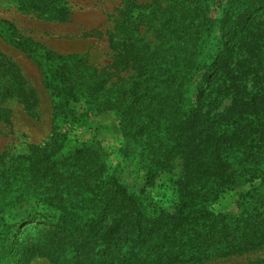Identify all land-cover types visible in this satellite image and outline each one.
<instances>
[{"label":"trees","instance_id":"trees-1","mask_svg":"<svg viewBox=\"0 0 264 264\" xmlns=\"http://www.w3.org/2000/svg\"><path fill=\"white\" fill-rule=\"evenodd\" d=\"M216 1L127 3L116 25L113 45L120 51L112 67H135L136 74L113 86L111 72L83 57L56 55L20 35L12 41L46 68L55 112L75 121L78 105L87 113L113 112L125 140L116 162L98 143L59 157L64 140L58 134L29 157L0 165V217L27 201L25 193L35 198L48 225L33 219L30 235H43L53 264H185L264 246V23H255L264 0H227L214 16ZM53 2L65 11L61 0ZM149 32L152 40L144 37ZM244 47L250 59L240 56ZM216 79H223L219 88H213ZM192 80L197 88L190 95ZM223 91L230 106L215 115L204 111ZM179 156L184 175L174 214L149 202L144 191L132 192L120 176L132 157L151 182ZM229 192L236 211H216ZM18 226L9 225V244Z\"/></svg>","mask_w":264,"mask_h":264},{"label":"rangeland","instance_id":"rangeland-1","mask_svg":"<svg viewBox=\"0 0 264 264\" xmlns=\"http://www.w3.org/2000/svg\"><path fill=\"white\" fill-rule=\"evenodd\" d=\"M154 1L156 0H61L65 11L59 12L60 1L0 0V165L29 157L37 148H43L52 142V137L58 134L64 140L59 157L74 154L84 143H98L110 154V160H122L116 153L125 142L120 131V117L108 111L100 114L87 113L86 108L81 105L77 106L79 121L55 112L57 99L47 87L46 68L37 57L26 54L13 42L20 35L56 55L83 57L89 65L111 72L113 86L136 74L135 67L120 71L112 67L115 56L120 51L113 44L119 40L116 25L121 19V13L129 2L150 5ZM226 1L211 3L214 16L220 15ZM260 22L264 23V12L255 20V23ZM146 30V27H142V34ZM144 37L152 40L151 32ZM244 43L245 41L242 42ZM203 46L204 52L207 51L208 42ZM250 53L244 47L240 56L245 60L250 59ZM217 79L213 88H219L223 84V79ZM195 81L189 83L190 95L196 93ZM254 85L255 81L249 79V89ZM224 92L209 104L205 103L204 111L215 115L228 108L232 98ZM82 115H85L83 119ZM123 167L124 171L120 176L132 192L144 191L146 199L153 205L170 214L176 213L178 182L184 175V159L181 156L175 158L170 168L159 173L151 182H147L146 171L137 159L131 157L124 162ZM16 194L11 196H17ZM234 195L233 192L227 193L224 199L215 203L214 209L235 212L236 205L232 202ZM29 197L25 193L27 201L0 217V264H53L44 255L41 244L43 235L39 234V230L30 235L32 227L36 225L33 219L40 220L37 210L40 203ZM30 216L34 218L23 222ZM40 223L48 225L40 220L38 226ZM9 225H19L12 244L7 240ZM19 233L21 237L17 239ZM12 249L15 251H11ZM18 251L20 256H16ZM15 260L17 262L14 263ZM185 264H264V246L249 253Z\"/></svg>","mask_w":264,"mask_h":264}]
</instances>
